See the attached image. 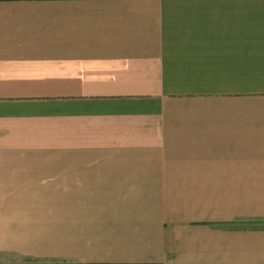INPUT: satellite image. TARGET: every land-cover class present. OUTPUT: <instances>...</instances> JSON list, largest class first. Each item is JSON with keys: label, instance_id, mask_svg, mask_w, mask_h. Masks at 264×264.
<instances>
[{"label": "crops", "instance_id": "obj_1", "mask_svg": "<svg viewBox=\"0 0 264 264\" xmlns=\"http://www.w3.org/2000/svg\"><path fill=\"white\" fill-rule=\"evenodd\" d=\"M0 264H264V0H0Z\"/></svg>", "mask_w": 264, "mask_h": 264}]
</instances>
